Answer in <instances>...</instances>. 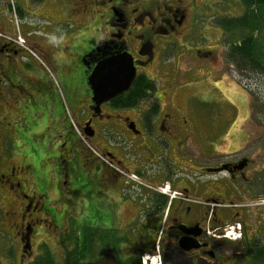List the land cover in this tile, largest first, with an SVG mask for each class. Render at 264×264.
Listing matches in <instances>:
<instances>
[{
  "label": "flooded vegetation",
  "instance_id": "1",
  "mask_svg": "<svg viewBox=\"0 0 264 264\" xmlns=\"http://www.w3.org/2000/svg\"><path fill=\"white\" fill-rule=\"evenodd\" d=\"M199 1L95 0L104 27L90 36L88 51L78 56L82 74L68 79L70 88H86L80 101L87 100L88 109L79 114L78 126L83 134L85 124L90 125L93 135L87 139L97 147L95 154L72 140L74 131L54 84L31 60L32 54L46 53L49 45L23 39L24 49L12 38H0V230L15 238L17 264L44 258L33 255L36 238L61 229L44 202L48 192L42 191L36 170L40 160L33 163V156L30 159L22 148L31 135L64 138L59 153L65 150L72 156L79 150L86 159L82 166L87 199L78 198V203L91 223L77 233L80 239L83 231L93 234L92 249L100 245L99 235L111 240L116 232L122 241L126 238L123 249H132L134 256L150 252L162 225L163 264H170L166 257L175 248L188 264H264V168H255L243 148L218 151L214 135H199L192 121H180L171 110L178 88L190 91L209 75L206 64L212 45L206 43V34L220 27L203 23L214 16H208ZM14 10L22 15L15 2ZM46 15L52 17L50 12ZM122 55L131 59L134 79L140 75L160 79L166 91L158 93L159 99L156 86L151 102L115 107L114 101L126 90L103 102L96 113L87 79L96 65ZM51 62L59 68V61ZM200 90L185 93L188 101ZM154 99L156 110L151 106ZM68 140L71 146L65 147ZM42 146L47 152L53 149ZM229 226L234 227L233 234L239 233L236 241L225 237ZM131 234L132 242H127ZM39 241L47 246V240Z\"/></svg>",
  "mask_w": 264,
  "mask_h": 264
},
{
  "label": "rangeland",
  "instance_id": "2",
  "mask_svg": "<svg viewBox=\"0 0 264 264\" xmlns=\"http://www.w3.org/2000/svg\"><path fill=\"white\" fill-rule=\"evenodd\" d=\"M13 1L22 13L20 17L16 16L14 9L11 11L8 8L9 4H14ZM199 2L203 5V11L208 12V16H214L202 20L206 26L209 22L217 24L219 18H239L247 12L240 0H201ZM40 3L39 0H0V24L9 23L7 29L3 31L0 29V31L14 36L17 33L16 28H21L23 39L49 45V52L39 51L40 55L32 54L31 60L35 65H39L42 73L54 84V93L61 100L62 113L66 117L70 131L74 127L78 133L81 131V127L78 126V120L81 118L79 114L88 109L87 100L82 103L80 101L81 98L86 97V88L84 86L78 87L77 90L70 88L71 83H68V79L71 76L79 77L80 73L82 74L83 65L81 61H78V56L88 51L90 36L96 32L100 33L105 21L97 11L95 0H45L44 3ZM64 10L65 15L63 16ZM46 12H50L52 17L46 15ZM248 12L255 13L254 20L260 22L256 25L258 27L257 40L259 44L264 45V6L253 7ZM206 35L208 39L206 43L212 45V56L208 58V64H206L209 68L208 78L201 80L199 84H193L190 91L185 92L179 88L176 90L177 94L179 93L178 96L171 98L173 115L182 122L183 120L192 121L199 135L204 133L209 136L214 135L217 140L216 144L219 146H217L218 151L229 152L243 148L241 151L248 153L255 168H264V73L239 71L234 65H229L226 60L228 46L225 43L226 36L220 29L210 34L207 32ZM94 37L97 38V36ZM217 39H220V42ZM66 43L67 46H65ZM262 51H264V46H262ZM51 59L59 61V68H54ZM155 86H157V98H159L158 93L164 95L166 89L160 79L156 80ZM199 88L201 90L196 99L191 98L188 101L189 95L185 93H192ZM76 98H79V101L74 103L73 100ZM45 114L46 109L43 110L42 115L45 117ZM76 133L74 131L72 140L75 138L89 152L97 150L89 139L82 141ZM63 139L52 136L43 139L31 135L22 147L30 159L33 156L31 159L33 163L40 160L36 170L40 173L42 191L48 192V196L44 194V202L50 212L55 214L56 222L61 225L58 233L49 232L36 238L37 244L36 242V245L33 244V255L38 253L40 255L37 254V256L43 257L47 253L54 264H62L65 250L74 246L73 242L68 240L72 232L77 234L78 230L81 232V227L87 228V225L91 223V216L89 217L86 209L80 208L78 203V198L87 199L86 190L83 188L86 174L82 166L86 159L79 153V150H73L72 156L64 154L65 150L59 153V148L53 152L54 147L60 146ZM69 143L71 146L70 140ZM42 145H48L53 149L48 152L44 151ZM115 224L116 221L113 220L112 226ZM132 235L127 236V242H132ZM14 239L3 235L0 230L1 264H17L19 246ZM41 239L47 240L45 248L40 244ZM146 242L142 245L146 246L144 244ZM122 245L115 250L120 259L133 253L132 249L126 251ZM95 247L93 253L83 258V262L95 260L103 254V246ZM14 260L15 263H13ZM47 262V260H41L34 264H46Z\"/></svg>",
  "mask_w": 264,
  "mask_h": 264
},
{
  "label": "trees",
  "instance_id": "3",
  "mask_svg": "<svg viewBox=\"0 0 264 264\" xmlns=\"http://www.w3.org/2000/svg\"><path fill=\"white\" fill-rule=\"evenodd\" d=\"M246 9V13L239 18H219L217 26L225 33V43L228 45L226 50V60L229 65H234L237 70H247L249 72L255 71L260 74L264 73V51H262V44L257 40V30L260 22L254 20L255 13L248 12L249 9L264 6V0H240ZM252 19V20H251ZM239 34V35H238ZM238 36V39L236 40ZM262 51V52H261ZM155 81L149 77L140 75L134 79L126 94L114 101L113 105L118 108H134L140 104H146L151 101V97L155 92ZM155 110L158 102L154 99V104L151 105ZM78 234V233H77ZM76 233L68 237V240L73 242L74 246L71 249L65 250V256L62 264H78L83 262V258L94 252L91 246L92 233L87 230L83 231L81 239ZM119 239L116 232H113L111 240H107L105 234L98 237L100 246L104 248L111 247L114 251L119 249L120 243L125 242ZM64 242V240H62ZM62 244V243H61ZM64 245V244H63ZM93 250V251H92ZM45 257L41 260H47L46 264H54L52 258L45 253ZM140 255L134 256L127 254V257L120 259L117 256V263L119 264H141ZM38 260V261H41ZM37 261V262H38Z\"/></svg>",
  "mask_w": 264,
  "mask_h": 264
},
{
  "label": "water",
  "instance_id": "4",
  "mask_svg": "<svg viewBox=\"0 0 264 264\" xmlns=\"http://www.w3.org/2000/svg\"><path fill=\"white\" fill-rule=\"evenodd\" d=\"M135 69L133 68L131 59L125 55L107 59L96 65L88 77L90 93H92L91 102L94 104L93 110L98 113L100 105L103 102L112 100L115 96L124 93L128 90L134 81ZM83 129L86 137H91L93 131L88 125V122ZM182 247V242H180ZM166 259L170 264H188L185 260L184 254L178 248L171 251ZM78 264H119L113 249L107 248L100 258L93 261L78 263ZM203 264V262H198Z\"/></svg>",
  "mask_w": 264,
  "mask_h": 264
},
{
  "label": "built area",
  "instance_id": "5",
  "mask_svg": "<svg viewBox=\"0 0 264 264\" xmlns=\"http://www.w3.org/2000/svg\"><path fill=\"white\" fill-rule=\"evenodd\" d=\"M141 262L142 264H162L161 253L159 251L158 243H156L153 254L143 255Z\"/></svg>",
  "mask_w": 264,
  "mask_h": 264
},
{
  "label": "crops",
  "instance_id": "6",
  "mask_svg": "<svg viewBox=\"0 0 264 264\" xmlns=\"http://www.w3.org/2000/svg\"><path fill=\"white\" fill-rule=\"evenodd\" d=\"M5 21V20H4ZM9 27V23L8 22H3V23H1L0 24V29L1 30H5V29H7ZM65 147H69L70 146V143H69V141H66V143H65V145H64ZM58 148V146L57 147H54V150H56ZM57 154V153H56Z\"/></svg>",
  "mask_w": 264,
  "mask_h": 264
}]
</instances>
